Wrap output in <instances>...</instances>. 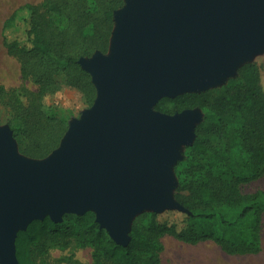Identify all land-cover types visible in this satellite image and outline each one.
Segmentation results:
<instances>
[{
  "label": "water",
  "instance_id": "1",
  "mask_svg": "<svg viewBox=\"0 0 264 264\" xmlns=\"http://www.w3.org/2000/svg\"><path fill=\"white\" fill-rule=\"evenodd\" d=\"M109 51L80 57L95 97L42 158L18 153L0 125V264H19L17 232L35 219L95 213L117 244L149 210H186L173 165L191 144L199 108L168 114L162 97L210 89L264 45V0H123Z\"/></svg>",
  "mask_w": 264,
  "mask_h": 264
},
{
  "label": "trees",
  "instance_id": "2",
  "mask_svg": "<svg viewBox=\"0 0 264 264\" xmlns=\"http://www.w3.org/2000/svg\"><path fill=\"white\" fill-rule=\"evenodd\" d=\"M123 0H41L14 9L3 21L7 52L19 61L22 78L37 87L7 89L0 85V103L10 113V128L19 150L42 158L56 148L66 121L43 97L59 85L55 75L79 86L89 104L95 87L78 59L94 51L106 52L114 25L113 12ZM20 27L19 35L6 30ZM23 98V99H22ZM171 110L199 108L194 139L174 165V199L186 210L143 212L130 228L126 246L117 244L96 221L91 210L35 219L17 232L19 264H50L43 254L52 246L76 241L91 249L93 264H163L161 237L165 234L189 244L212 241L227 254H256L261 250L264 190L242 191L264 171V90L254 62L241 64L218 88L183 92L171 98ZM161 100L155 108L161 110ZM163 111V110H162ZM38 254H42L37 261Z\"/></svg>",
  "mask_w": 264,
  "mask_h": 264
},
{
  "label": "rangeland",
  "instance_id": "3",
  "mask_svg": "<svg viewBox=\"0 0 264 264\" xmlns=\"http://www.w3.org/2000/svg\"><path fill=\"white\" fill-rule=\"evenodd\" d=\"M39 2H41V0H0V85L7 89L26 87L30 91L36 90L37 86L31 80L22 78L17 58L7 52L3 43L2 25L5 18H7L14 9L25 3L37 4ZM20 31V27H15L6 30L5 34L7 36H15L19 35ZM108 51L109 47H107L105 53ZM248 61L254 62L258 66L260 71V83L264 90V45L262 50L252 54ZM79 67L84 70L80 64ZM89 78L91 81L90 75ZM55 79L59 85L58 89L43 97L42 102L46 108H51L58 116L62 117L68 126L73 118H79L81 112L88 108L92 103L89 104L87 102L86 94L79 86L71 85L66 82L65 73H57ZM225 81L226 78H222L210 88H218L223 85ZM171 98L173 97L160 98L159 101L161 100V108L163 109L159 110L155 108V106L153 109L171 114V112H165L172 108L173 102ZM10 118L11 113L9 109L0 103V125H8L10 127ZM16 145L18 153L27 156L19 150L17 141ZM183 150L184 147L178 149L180 154H182ZM241 188L242 191L245 192H251L257 189L264 190V171L258 179L243 184ZM172 194L174 195V191ZM143 212L151 211L144 210ZM161 240L164 245V249L161 252V260L163 264H264V216L261 229V250L256 254H227L212 241L189 244L168 234L163 235ZM41 255L42 254H38L36 257L37 261L41 259ZM42 257L50 264H93L91 249L78 246L76 241L70 242L68 246L63 248L52 246L48 248V251H46Z\"/></svg>",
  "mask_w": 264,
  "mask_h": 264
},
{
  "label": "crops",
  "instance_id": "4",
  "mask_svg": "<svg viewBox=\"0 0 264 264\" xmlns=\"http://www.w3.org/2000/svg\"><path fill=\"white\" fill-rule=\"evenodd\" d=\"M201 243V242H200Z\"/></svg>",
  "mask_w": 264,
  "mask_h": 264
}]
</instances>
